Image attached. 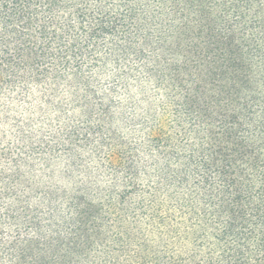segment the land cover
<instances>
[{"label":"trees","instance_id":"trees-1","mask_svg":"<svg viewBox=\"0 0 264 264\" xmlns=\"http://www.w3.org/2000/svg\"><path fill=\"white\" fill-rule=\"evenodd\" d=\"M17 76L62 122L18 135L40 172L0 150V264H264V0H0ZM145 82L120 137L111 95Z\"/></svg>","mask_w":264,"mask_h":264},{"label":"rangeland","instance_id":"rangeland-1","mask_svg":"<svg viewBox=\"0 0 264 264\" xmlns=\"http://www.w3.org/2000/svg\"><path fill=\"white\" fill-rule=\"evenodd\" d=\"M36 5L41 6L40 3H37ZM41 11H43L42 7L38 11V13ZM100 76V84H98L99 94L108 95L110 94L109 89L112 88L113 85L107 77L102 76V73L100 74ZM1 80H3L4 82L2 86L3 91L0 93V150L6 151L8 153L11 152L14 155L21 154V157L29 155V161H31L34 164L35 169L39 171L42 168L40 166V161H38L39 157H37L35 151H33L32 153L31 144L27 143V145H25V142H23L18 135L22 133L21 135L25 137L33 136L34 142L37 140H47L50 135L48 129L56 131L62 121L55 117V114L52 111L47 110L43 105H41L40 107L43 111H45V113L40 114L38 112L39 110L37 106L39 105L35 98L41 92L40 90L32 87L33 89L30 91V94L32 93L33 96L30 95V97H22L23 95L20 94L21 91L18 88L22 84L19 76H17L15 80V90L14 88L7 87L5 82L6 80H4V78H2ZM149 84L146 82L144 83L142 92H138L137 88H132L133 91H131L129 95H126V93L123 92L122 88L115 87V91L111 95V99L112 101H114L112 108V112L114 111V119L112 121L110 129L118 133L120 137L129 136L130 125L128 126V121L131 119V116L135 115L131 109V102L129 100L127 101L128 97H133L134 102L137 103V110H139L138 116L141 115L145 108V105L142 103V99L144 97H153L152 99H154L153 102L155 104L158 103L160 99H162L160 93L156 94V96H152L156 92H154L152 85ZM68 116L72 117V119H77L78 121H80L78 113L74 114V116L68 114ZM33 146L34 144L32 145V147ZM82 155L88 162V167L91 170H95L96 163L92 161V159L87 158L88 156L86 154V150L85 152H82ZM64 166L65 164L62 161L52 163L51 166L52 170L55 172L54 182L58 185H63L62 182L66 183L59 177ZM103 174L104 173H102V171L99 172V175ZM76 181H79L78 169L74 171L73 180L71 182L74 183ZM107 181L108 179L106 177H101L99 179V183L101 184L107 183ZM176 214L178 219H180V215L178 213Z\"/></svg>","mask_w":264,"mask_h":264}]
</instances>
